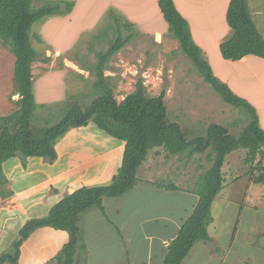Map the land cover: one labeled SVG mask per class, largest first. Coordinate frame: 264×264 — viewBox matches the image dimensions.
Wrapping results in <instances>:
<instances>
[{"label": "trees", "instance_id": "1", "mask_svg": "<svg viewBox=\"0 0 264 264\" xmlns=\"http://www.w3.org/2000/svg\"><path fill=\"white\" fill-rule=\"evenodd\" d=\"M39 1L41 4L35 6L34 0H0V180L6 179L2 164L11 157H19L23 167L30 156L53 163L57 158L56 141L69 129L90 122L109 136L123 141L124 148L121 165L108 183L80 186L64 195L46 215L27 219L9 248L0 253V264H18L23 241L37 228L45 226L68 234L67 241L54 257L56 262L83 264L87 250L82 236V216L91 208L104 213V198L119 197L132 188L137 183L139 167L149 151L157 147H162L168 156L190 158L196 153H206L211 162L194 183L192 192L198 195V201L176 236L167 244L162 260V264H181L194 243L212 242L207 226L213 220L211 204L223 186L222 165L227 154L243 148L246 149L245 163L260 158L262 167L253 182L264 183V130L257 110L213 73L174 1L158 0L168 32L178 41L179 48L199 75L225 103L247 116L248 122L240 134L234 136L225 125L211 122L205 135L187 139L181 125L167 117L163 100L165 91L157 96L149 95L142 77L137 79L134 90L118 101L103 71L110 58L129 40V37H122L119 24L115 25L117 35L109 47L96 53L97 61L90 71L96 77L94 89L98 95L84 107L69 101L66 112L56 123L33 129L30 119L35 97L31 66L37 53L31 45L29 32L35 22L45 17L66 15L74 5L71 0ZM225 19L231 33L219 43L221 56L233 61L246 55L264 58V38L250 15L248 1L229 0ZM13 95H17V99ZM157 186L177 188L173 184Z\"/></svg>", "mask_w": 264, "mask_h": 264}, {"label": "crops", "instance_id": "2", "mask_svg": "<svg viewBox=\"0 0 264 264\" xmlns=\"http://www.w3.org/2000/svg\"><path fill=\"white\" fill-rule=\"evenodd\" d=\"M71 1H74L71 12L61 17L50 18L51 20L43 25L44 30L52 22L63 20L66 26L62 31L67 33V36L71 35L72 39L75 36L77 39L82 36L81 33L97 29L99 24L108 18H113L115 25L119 24L117 17L120 16L127 19L126 25L139 27L145 31L158 32L168 28L163 23L158 0H84L87 3L80 12H78L80 0ZM173 1L177 10L187 20L192 39L201 48L203 57L211 64L212 55L208 48L213 47V56L217 57V63L229 71L222 79L223 82L255 107L260 126L264 130V66L261 63V59L264 58L246 55L240 60H226L219 51V43L231 33L225 19L229 0ZM247 1L250 15L264 38V0ZM184 3L189 4L191 17L183 9L186 7ZM113 25L114 23L106 25L105 29L101 30L106 31L108 28L112 30ZM116 30L115 27L112 32ZM204 37L211 41L209 46L201 44L200 38ZM62 63L68 70L71 68L68 67L69 64L75 62L64 58ZM38 66H47V63L33 61L32 75L35 74L36 68L40 71L41 68ZM56 74L62 73L58 70ZM233 74L243 80H251L252 82L246 85L253 86L250 88L253 89V93L234 87L228 78V75ZM71 129L55 144L57 158L53 163L36 156L28 157L25 167L18 157H11L3 162V174L11 181L13 199L17 202L11 206V213L2 214L1 251L16 237L19 228L27 219L46 215L64 195L80 186L108 183L121 165L123 141L109 136L92 122ZM78 140L81 144L90 142V148L93 146L102 148L88 153H76L72 143ZM145 164L146 160L139 167L138 180L132 188L119 197L103 199L104 213L98 208H91L82 216L81 227L87 255H90L89 264H95L91 262L93 247L109 245L118 250L121 248V257L118 258V262H114L115 264H162L167 244L176 236L181 224L194 209L198 195L192 192L193 188H183L177 184H174L176 189L158 187L157 185L166 184L157 182L149 176L154 173L153 170L149 171L148 175H143L141 171ZM226 164L225 160L222 166L224 179L222 189L210 209L213 220L207 226V232L212 242L194 243L181 264H246V256L250 254L253 257L252 264H262L264 260V252L258 249L259 255H254L249 250L253 246H250L248 241L255 239L254 234L257 231L261 233L264 203L260 197V203H244L242 192L245 188L240 189L239 182L243 177L246 180L244 182L246 187L260 184V194L264 183H253L250 172L243 175L232 172L233 176L229 175L225 172ZM96 223L102 224L112 232L104 233L100 229L97 234H92L91 227ZM67 239L68 234L64 230L47 226L37 228L21 244L18 264H44ZM107 239L111 240V244ZM237 239L244 241V251L240 245L237 246ZM215 247L218 249L214 250ZM253 249L257 251V248Z\"/></svg>", "mask_w": 264, "mask_h": 264}, {"label": "rangeland", "instance_id": "3", "mask_svg": "<svg viewBox=\"0 0 264 264\" xmlns=\"http://www.w3.org/2000/svg\"><path fill=\"white\" fill-rule=\"evenodd\" d=\"M86 3L87 1L84 0L78 1V12L84 8ZM33 4L38 6L41 1L34 0ZM184 5L186 7H183V9L191 17L189 4L184 3ZM53 17L61 16L45 17L35 22L29 32L31 45L37 53L35 62L47 63V66H38V68H41L40 71L36 68L33 75V92H36L34 95L35 107L30 119L33 129L56 123L66 112L69 101H75L83 107L90 104L98 95V92L94 89L96 77L94 73L90 72L97 61L96 53L107 49L117 35V31L112 32L116 27L113 18H108L100 23L97 29L81 33V37L76 39L75 36V39H72L71 35L67 36V33L65 34L62 31L66 26V22L63 20L54 21L46 30L43 29L45 22H49L50 18ZM117 18L122 37H129V40L110 58L107 63L108 67L103 73L110 86H112L113 94L118 101L132 92L137 79L142 77L146 92L149 95L157 96L162 90L165 91L163 100L167 117L170 121H176L181 125L187 139L190 140L205 135L207 126L211 122L225 125L234 136L240 134L248 122L247 116L237 108L225 103L221 96L203 80L196 67L179 48L178 41L168 32V28H163L158 32H152L154 30L145 31L139 27L126 25L127 19L123 16ZM163 21L164 25L168 27L164 18ZM113 23L112 30L110 28L106 31L101 30L105 29L106 25ZM200 42L203 46L211 44V41L206 37L200 38ZM208 51L212 55L210 58L211 69L217 78L222 80L229 71L225 66L217 63V57L213 56V47H209ZM64 58L75 62L72 65L69 64L68 67L71 68L68 70L65 69L62 63ZM204 59L206 60L205 57ZM261 61L264 66V59H261ZM58 70L62 74H56ZM228 78L234 87L253 93V89H250L253 86L246 85L252 82L251 80H243L234 76V74L228 75ZM13 98L17 99V95H13ZM89 143L81 144L78 140L72 143V148L76 153H88L97 150V148H102V146L90 148ZM68 145L71 146V144ZM156 151H158V154ZM244 151L246 152L245 149L239 148L232 151V154L229 153V156H225L227 161L225 172L232 176L233 174L243 175L250 172L252 175L250 179L253 182L254 176L260 172L262 162L260 158H257L254 162L245 163L244 156L246 153ZM145 160L147 164H145V168L143 166L141 171L143 175H148L149 171L153 170L154 173L149 174V176L157 182L166 185L177 184L183 188L191 189L194 188V183L200 173L203 172V168L211 165V162L207 160L206 153H196L190 158L179 157L178 155L168 156L162 147L150 150ZM155 172H158V174H155ZM5 178L4 181L0 180V221L2 214L11 213V206L17 202L13 199L14 191L11 181L6 176ZM245 181L242 177L239 182L240 189L245 188L242 192L243 202L260 203L259 199L262 198L261 202L264 203V186H262L260 194V184L246 187ZM0 225H2L1 222ZM100 229L104 233L112 232L102 224L96 223L91 227V233L97 234ZM260 229L261 233L257 231L254 234L255 239H248L249 245L257 248V251L253 247L249 250L257 256L259 255L258 249L264 252L263 219ZM65 233L67 234L66 231ZM108 242L111 244V240ZM10 244L2 251L9 248ZM236 244L237 246L240 245L242 251L245 250L243 240L239 241L237 239ZM120 249L118 250L112 245H109V247L95 246L92 249L91 262L95 264L118 262V258L121 257ZM59 250L44 264H58L54 257ZM2 251L0 250V253ZM84 257L83 264H89L90 255L86 254ZM245 263H253L252 254L246 256ZM261 263L264 264V260ZM4 264L10 263L6 262Z\"/></svg>", "mask_w": 264, "mask_h": 264}]
</instances>
